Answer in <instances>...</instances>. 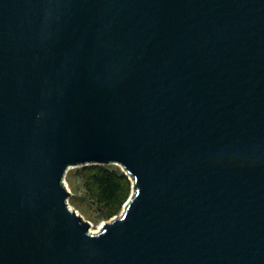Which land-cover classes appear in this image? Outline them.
<instances>
[{
  "label": "water",
  "instance_id": "1",
  "mask_svg": "<svg viewBox=\"0 0 264 264\" xmlns=\"http://www.w3.org/2000/svg\"><path fill=\"white\" fill-rule=\"evenodd\" d=\"M0 264H264V0H0Z\"/></svg>",
  "mask_w": 264,
  "mask_h": 264
},
{
  "label": "trees",
  "instance_id": "2",
  "mask_svg": "<svg viewBox=\"0 0 264 264\" xmlns=\"http://www.w3.org/2000/svg\"><path fill=\"white\" fill-rule=\"evenodd\" d=\"M87 193L107 218L120 213L132 191V182L124 171L110 165L93 164L83 168Z\"/></svg>",
  "mask_w": 264,
  "mask_h": 264
},
{
  "label": "rangeland",
  "instance_id": "3",
  "mask_svg": "<svg viewBox=\"0 0 264 264\" xmlns=\"http://www.w3.org/2000/svg\"><path fill=\"white\" fill-rule=\"evenodd\" d=\"M111 167L119 168L123 171V168L120 165L112 164ZM85 166H76L69 169L65 183L68 187V190L71 192L69 197L70 206L78 212V214L83 217L85 221L91 223V231L96 233L98 232L105 222H109L115 217H118L122 214L125 205L123 206L120 213L112 218H107L104 212L98 207V205L93 201L90 195L87 193L84 184L83 177V168ZM130 178V177H129ZM132 182V191L129 198L133 195L134 192V183ZM128 198V199H129ZM126 204V203H125Z\"/></svg>",
  "mask_w": 264,
  "mask_h": 264
},
{
  "label": "built area",
  "instance_id": "4",
  "mask_svg": "<svg viewBox=\"0 0 264 264\" xmlns=\"http://www.w3.org/2000/svg\"><path fill=\"white\" fill-rule=\"evenodd\" d=\"M130 177V176H129Z\"/></svg>",
  "mask_w": 264,
  "mask_h": 264
}]
</instances>
